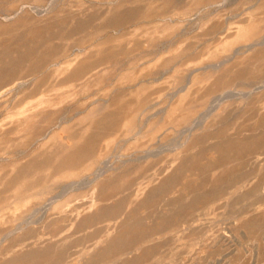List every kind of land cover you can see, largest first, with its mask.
<instances>
[{"label":"rangeland","instance_id":"obj_1","mask_svg":"<svg viewBox=\"0 0 264 264\" xmlns=\"http://www.w3.org/2000/svg\"><path fill=\"white\" fill-rule=\"evenodd\" d=\"M11 263L264 264V0H0Z\"/></svg>","mask_w":264,"mask_h":264},{"label":"bare ground","instance_id":"obj_2","mask_svg":"<svg viewBox=\"0 0 264 264\" xmlns=\"http://www.w3.org/2000/svg\"><path fill=\"white\" fill-rule=\"evenodd\" d=\"M106 162H107V161H106ZM119 232H120V231H119ZM111 240H112V239H111ZM114 241H115V240H114ZM106 242H107V241H106ZM108 242H109V241H108ZM108 242H107V243H108ZM107 243H106V244H107ZM108 244H110V243H108ZM109 246H110V245H109ZM102 247H103V246H102ZM109 249H110V248H109ZM98 250H99V249H98ZM105 250H106V249H105ZM105 250H103V251H105ZM27 255H29V254H27ZM34 255H39V254H34ZM34 255H33V256H34ZM24 256H25V255H24ZM18 259H19V258H18ZM31 259H33V258L31 257ZM13 260H14V259H13ZM29 260H30V259H29ZM19 261H20V260H19ZM24 261H25V260H24ZM34 261H35V260H34ZM15 262H16V261H15ZM15 262H14V263H15ZM29 262H31V261H29ZM14 263H13V264H14ZM22 263H23V262H22ZM11 264H12V263H11ZM16 264H18V263H16ZM29 264H30V263H29Z\"/></svg>","mask_w":264,"mask_h":264}]
</instances>
